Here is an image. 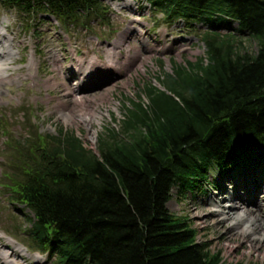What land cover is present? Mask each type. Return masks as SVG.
Listing matches in <instances>:
<instances>
[{"label":"trees","instance_id":"obj_1","mask_svg":"<svg viewBox=\"0 0 264 264\" xmlns=\"http://www.w3.org/2000/svg\"><path fill=\"white\" fill-rule=\"evenodd\" d=\"M0 1L85 29L108 8L104 0ZM139 1L203 29L204 57L158 76L162 88H146L149 105L132 101L123 129H105L96 152L72 131L11 141L10 198L31 212L29 246L55 264H220L167 208L171 189L205 193L213 168H249L250 150L264 146V0ZM239 34L256 41L255 53L240 49Z\"/></svg>","mask_w":264,"mask_h":264},{"label":"rangeland","instance_id":"obj_2","mask_svg":"<svg viewBox=\"0 0 264 264\" xmlns=\"http://www.w3.org/2000/svg\"><path fill=\"white\" fill-rule=\"evenodd\" d=\"M105 3L106 19L90 18L85 29L62 25L44 11L27 13L0 1V37L3 32L7 33L16 52L10 59V81L3 84L7 91L2 88L0 96V248L7 252L10 264H55L48 255L34 252L29 246L27 229L31 212L10 198L18 149L11 141L26 135L33 137L37 131L43 135L72 131L84 147L96 152L98 139L105 129L117 132L123 129L132 101L149 105L146 88L161 87L158 76L171 72L174 62H196L204 57L206 48L200 40L203 29L194 30L187 24L168 21L140 2L106 0ZM2 40L7 41V37ZM236 40L242 51H257L256 41L248 34H239ZM31 54L35 57L36 69L29 65ZM73 54L82 59L84 66L92 58L98 59L100 68L93 66L89 70L100 72L95 75L86 72L83 81L77 82L78 73L69 68L77 59ZM49 77L54 78L56 85L44 84ZM67 114L72 115V122L65 121ZM249 155L254 156L249 173L258 171L264 162V146H253ZM234 168V165L228 169L213 168L205 193L199 189L181 191L174 186L167 208L186 218V223L196 230L197 242L204 243L211 254L217 255L220 264H264L253 251L247 252L238 245L228 251L227 243H236L242 238L226 231L229 222L221 227L218 217L210 213L229 202V192L251 195L245 194V188L227 181L226 174L234 172V178L239 177L245 183L247 167ZM222 187L227 191L220 190ZM262 189L261 198H264ZM211 197L217 200L218 207L212 206ZM263 213L264 206L259 216L263 217ZM0 264L9 263L0 258Z\"/></svg>","mask_w":264,"mask_h":264},{"label":"bare ground","instance_id":"obj_3","mask_svg":"<svg viewBox=\"0 0 264 264\" xmlns=\"http://www.w3.org/2000/svg\"><path fill=\"white\" fill-rule=\"evenodd\" d=\"M5 37H7V41L2 40V38ZM0 38V41H3L0 44V96H2V88L7 91L3 84L10 81V59L16 52L11 45V38L8 37L7 33L3 32ZM55 61L56 56L53 55V62ZM29 65L35 67V69L37 68V63L33 54H31L29 58ZM44 84L46 86H53L56 85V82L54 81V78L49 77L45 80ZM48 99H50V97H48ZM64 119L66 122H72L73 120L71 114L65 115ZM263 166L264 162H261V166L258 167V171H256L257 169H254L252 173H249L251 169L247 168L248 177L244 184H242L241 178H234V172L227 173V181H231L240 188H245V194L251 195L242 196L229 192V199L227 200L229 202L224 204V206L220 209L216 208L210 211V213L218 217V225L222 227L223 223L229 222L230 224L226 227V231L230 230L231 235H236L240 239L242 238L241 241L236 243H227L226 249L228 251H232V249L238 245L242 250H247V252L253 251L257 255V258H261L262 260H264V248L262 250H260V248L264 246V213L263 217H260L259 213L264 206V198H261L263 194L262 188L264 187ZM220 190L225 192L227 191L224 187L220 188ZM210 200L212 206H219L217 200L213 197H211ZM233 200L239 202V205L234 203ZM244 253L245 251L243 254ZM7 257V252L0 248V258H4L5 262L10 264L11 260Z\"/></svg>","mask_w":264,"mask_h":264}]
</instances>
